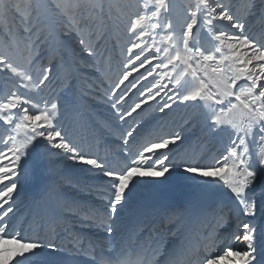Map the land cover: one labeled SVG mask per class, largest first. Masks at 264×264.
I'll use <instances>...</instances> for the list:
<instances>
[{
    "label": "snow or ice",
    "instance_id": "6c2138e0",
    "mask_svg": "<svg viewBox=\"0 0 264 264\" xmlns=\"http://www.w3.org/2000/svg\"><path fill=\"white\" fill-rule=\"evenodd\" d=\"M0 16V264H264V0H0ZM145 106L158 121L135 120ZM180 109L227 133L208 163L185 146L192 120L165 129ZM61 160L92 174L95 203L49 201L61 174L22 235V181ZM174 174L195 184L154 213Z\"/></svg>",
    "mask_w": 264,
    "mask_h": 264
},
{
    "label": "bare ground",
    "instance_id": "6f19581e",
    "mask_svg": "<svg viewBox=\"0 0 264 264\" xmlns=\"http://www.w3.org/2000/svg\"><path fill=\"white\" fill-rule=\"evenodd\" d=\"M188 111L189 109L185 110L182 116L179 114L177 115L176 113H170L168 117L163 118L162 123L164 124L165 129L166 130L170 129V131H172V129L174 130L180 129L183 123V119L181 117L185 119L187 117ZM173 118L174 120H172ZM198 120L200 121L199 130L198 128L194 130L195 126L188 125V127H190L192 131L189 132L188 134L189 137H188V140H186L185 146L189 148L190 153H196L203 157V159L201 160V163H208L211 160L212 155L216 154L217 150H223L224 144L227 141V133H221L218 135V137L216 136L217 138H215V136L211 135L208 132L207 128L205 127L203 118H199ZM184 133H186L185 130L183 131L182 134L184 135ZM201 143H204L207 145V151H201ZM115 147H116V144L114 140L112 143L113 152H115ZM103 154L104 153L101 152V155ZM42 167H43V164H41L40 166L38 165L36 167L35 177H29V183L27 185L26 183L23 185L24 186L23 188H25V191L20 192L19 195L16 197L17 204H19L21 200H23V202L21 201L23 205L27 204V208L24 207V209L22 210L23 212L22 215L20 212L18 213L17 217L12 218V224H13L14 229L20 230L22 235L32 234L30 230V217L27 216V210L32 205L33 201H38L41 199L42 196L45 195L41 190L43 184L52 183L55 180H59V175H60L59 172H56L55 170V172L52 174L44 175V172H43L44 167L43 168ZM80 175L82 176L80 177V179L82 180L84 177H88V178L90 177V173L89 175L84 176L85 175L84 171L80 170V168L74 169L68 174V176L70 177L80 176ZM65 176H67V174ZM73 181H76L77 186L79 188L77 187V189H75L72 193L69 192L70 191L69 189H71L70 186L68 185L61 186L60 184H56L54 192H50L47 194V199L49 201L54 199L55 196L59 194L60 192H65L73 196H77V194L81 192L80 191L81 188L84 187L82 183L83 181H81L80 183H79V179L73 180ZM258 182H264V177H258ZM194 184H195V181L185 179L183 176H180V175L174 176L173 178L168 179V181H166L165 184L157 188L156 195L151 199V205H152L151 210L154 213L162 215L165 212L173 211L174 209L179 208L183 204L185 198L187 197L188 193L190 192ZM78 198L81 201H87V202H90L91 199H93V198H88V197L83 198L82 196ZM143 198L145 197H142L139 199H143ZM212 223L213 221L210 220L208 227L212 225ZM144 235H146V233L141 234V236H144ZM107 251L111 252L112 250L108 249ZM75 259H79V258H75Z\"/></svg>",
    "mask_w": 264,
    "mask_h": 264
},
{
    "label": "rangeland",
    "instance_id": "374dc122",
    "mask_svg": "<svg viewBox=\"0 0 264 264\" xmlns=\"http://www.w3.org/2000/svg\"><path fill=\"white\" fill-rule=\"evenodd\" d=\"M8 23L9 24H11V25H13V26H15V27H19V25L17 24V19L16 18H14L13 17V14H9V18H8ZM3 28V17L2 16H0V29H2ZM251 31L253 32V33H255V32H259V31H261V25H259L258 23H254L253 25H252V27H251ZM118 67H119V65L114 61V63H113V78H115V71L118 69ZM87 71V70H86ZM135 75V74H134ZM131 79V78H130ZM149 79H151V78H149ZM101 91H103V88H101ZM138 93H137V95H133L132 96V98H131V100L129 101V103H131L132 101H135L136 99H137V97H138ZM185 110H188V109H180L179 110V113H176L177 115L179 114V115H183V112L185 111ZM97 112H98V114H100L101 115V118H103V116H106V115H109V113H108V111H107V107L106 106H104V105H101L98 109H97ZM159 113H156V112H153L152 111V109H150V108H148L147 106H145V111L144 112H142L139 116H136L135 114H134V117H136L135 118V120L136 121H139V120H141V119H145V118H155L154 119V123L156 122V121H158L159 120ZM182 118V117H181ZM138 119V120H137ZM185 119H189V120H192V123L191 124H189V126H195L194 127V130L196 129V128H198V130L200 129V121L198 120L199 118H196V113L195 112H193V110L192 109H189V111L187 112V117L185 118ZM196 119V120H195ZM133 119L132 118H129V120H128V125H131V124H133L134 123V121H132ZM172 120H174V118L172 119ZM194 121V122H193ZM194 124V125H193ZM199 124V125H198ZM128 125H125L124 127L125 128H127L128 127ZM183 126V127H182ZM181 128H184V125H183V123H182V125H181ZM180 128V129H181ZM180 129H178V130H180ZM172 130H174V129H172ZM167 131H170V129H167ZM192 130L190 129V127H188L187 126V128H185V132L186 133H184V135L187 137V139L186 140H188V134H189V132H191ZM217 137H218V135H216ZM215 136V138H217ZM115 144H116V147H115V151H116V149L118 150V147L120 146V144H119V141L118 140H115ZM201 162V161H200ZM41 165V164H40ZM39 165V166H40ZM32 167V162L31 163H29L28 165H26V168H31ZM43 167H44V165H43ZM42 167V168H43ZM79 168V166H74V165H72L70 162H67V161H63V160H61L60 162H59V164L57 165V168H56V172H59V174L61 175L62 173V175H66L67 174V176H68V174L72 171V170H74V169H78ZM66 173V174H65ZM84 176H86V175H89V173H87V172H85L84 171ZM45 175V174H44ZM60 175H59V179H60ZM91 176H92V174H90V177L88 178V177H84L83 178V180L82 179H80V177H82L81 175L80 176H72L71 178H72V184H70V185H68V186H70L71 187V189H69L70 191V193H72L75 189H77V183H76V181H73V180H78L79 179V183L81 182V181H83L82 183H83V186L85 187H82L81 188V192L80 193H78L77 194V196L78 197H83V198H86V197H88V198H93V199H91V201L90 202H92V203H95V194H94V191L93 192H88L87 191V186L88 185H91V184H94L95 183V181L94 180H92L91 179ZM174 176H179V175H173V177ZM173 177H170V178H173ZM169 178V179H170ZM26 183V185L29 183V178H26L25 180H23L22 181V187L19 189V193L20 192H22V191H25V188H23L24 186V184ZM84 183H85V185H84ZM61 186H65V184H60ZM60 186V187H61ZM76 186V187H75ZM79 188V187H78ZM143 197V196H142ZM142 197H138V199L139 198H142ZM22 202H23V200H21ZM19 202V204H18V206H19V212L18 213H20L21 212V215L23 214V212H22V210L24 209V207H26L27 208V204H25V205H23V203L22 202ZM223 229V230H222ZM221 230H220V233L221 234H225V233H227L228 231H229V228H222ZM225 229H227V230H225ZM226 231V232H225ZM236 245H234V247H235ZM222 247V246H221ZM240 247H243L242 245H240Z\"/></svg>",
    "mask_w": 264,
    "mask_h": 264
}]
</instances>
